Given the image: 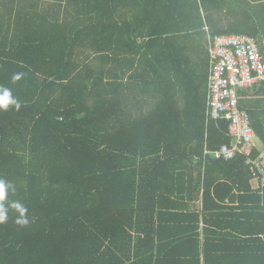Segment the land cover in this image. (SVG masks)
Segmentation results:
<instances>
[{
    "label": "trees",
    "instance_id": "1",
    "mask_svg": "<svg viewBox=\"0 0 264 264\" xmlns=\"http://www.w3.org/2000/svg\"><path fill=\"white\" fill-rule=\"evenodd\" d=\"M230 4L0 0V264H264V190L211 155L232 139L199 81L208 39L245 34L216 29ZM135 48L153 88L124 81Z\"/></svg>",
    "mask_w": 264,
    "mask_h": 264
},
{
    "label": "built area",
    "instance_id": "2",
    "mask_svg": "<svg viewBox=\"0 0 264 264\" xmlns=\"http://www.w3.org/2000/svg\"><path fill=\"white\" fill-rule=\"evenodd\" d=\"M209 75L206 119L228 121L231 145L211 152L215 159L231 160L236 153L247 158L254 180L264 190V154L252 156L255 133L248 114L239 107L240 90L264 83V63L254 38L246 34L216 36L209 40Z\"/></svg>",
    "mask_w": 264,
    "mask_h": 264
},
{
    "label": "crops",
    "instance_id": "3",
    "mask_svg": "<svg viewBox=\"0 0 264 264\" xmlns=\"http://www.w3.org/2000/svg\"><path fill=\"white\" fill-rule=\"evenodd\" d=\"M232 1L233 4L226 5V8H222V12L226 13L227 18L230 20L234 17L233 23L227 20L224 16L221 17V24L225 23L226 20L229 21L227 26H222L218 24L216 29L223 30L226 29L230 31V33L242 32L245 34H250L252 38L256 41L258 45V49L260 55L262 57L264 63V0H229ZM125 22L130 21L132 19L131 10L126 9ZM112 26L115 27V22H111ZM110 24V25H111ZM207 30V29H206ZM235 31V32H234ZM195 33H192L194 36ZM195 37V36H194ZM136 43H140V40L135 41ZM209 43V39H208ZM155 51H158L157 49ZM142 52V51H141ZM152 51L148 52V58H150ZM158 53V52H156ZM159 54V53H158ZM190 56L193 57V52L191 51ZM195 54V53H194ZM120 58L123 59V64L121 65L120 72L123 74L124 81L126 84H130L129 86H135L136 84L139 88H146L150 86L153 88L155 84H152L153 80L157 81L159 76V67L151 70L150 67L147 66V61L141 53L137 52L136 48L128 51H125L120 55ZM144 59V60H143ZM209 68L207 73L205 74L203 79V74L199 81L201 80V94L205 91V100L207 99V84H208V75ZM140 76L137 79V76ZM203 80V81H202ZM205 82V83H204ZM205 85V88H204ZM240 105L242 109L248 114L250 121L254 124L260 136L263 139L255 134L254 150L258 151V154H264V83H259L247 90H240ZM238 92V95H239ZM258 181L254 180L251 182L253 188H256L258 185Z\"/></svg>",
    "mask_w": 264,
    "mask_h": 264
},
{
    "label": "clouds",
    "instance_id": "4",
    "mask_svg": "<svg viewBox=\"0 0 264 264\" xmlns=\"http://www.w3.org/2000/svg\"><path fill=\"white\" fill-rule=\"evenodd\" d=\"M22 74H14L12 80L18 81L21 79ZM9 105L15 106L17 110L20 108V103L12 97L11 91L7 88L0 87V109L6 110ZM6 184L4 181H0V200H3L5 197ZM16 208H20L19 205H16ZM7 211L0 207V223H4L7 220ZM17 223L26 224V220H17Z\"/></svg>",
    "mask_w": 264,
    "mask_h": 264
},
{
    "label": "rangeland",
    "instance_id": "5",
    "mask_svg": "<svg viewBox=\"0 0 264 264\" xmlns=\"http://www.w3.org/2000/svg\"><path fill=\"white\" fill-rule=\"evenodd\" d=\"M161 72H160V74H163V70H160Z\"/></svg>",
    "mask_w": 264,
    "mask_h": 264
}]
</instances>
